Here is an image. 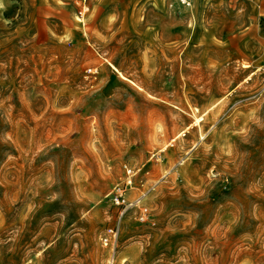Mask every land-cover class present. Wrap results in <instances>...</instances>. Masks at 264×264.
I'll return each mask as SVG.
<instances>
[{
    "label": "rangeland",
    "instance_id": "374dc122",
    "mask_svg": "<svg viewBox=\"0 0 264 264\" xmlns=\"http://www.w3.org/2000/svg\"><path fill=\"white\" fill-rule=\"evenodd\" d=\"M111 262L264 264V0H0V264Z\"/></svg>",
    "mask_w": 264,
    "mask_h": 264
},
{
    "label": "built area",
    "instance_id": "2783aa9c",
    "mask_svg": "<svg viewBox=\"0 0 264 264\" xmlns=\"http://www.w3.org/2000/svg\"><path fill=\"white\" fill-rule=\"evenodd\" d=\"M186 1V0H185ZM127 171V179L126 182L123 185H118L115 187L113 194H112V202L118 206H122L124 208H128L130 206L137 205V203H134L130 201L127 198V190L128 188H131L133 186V170L131 168H128V166H125ZM139 218L146 222L148 221V208L146 206L140 205L139 206ZM113 235L112 236H106L104 238L105 244H109L111 242H116V232L114 229H111ZM112 264V262H111Z\"/></svg>",
    "mask_w": 264,
    "mask_h": 264
},
{
    "label": "bare ground",
    "instance_id": "6f19581e",
    "mask_svg": "<svg viewBox=\"0 0 264 264\" xmlns=\"http://www.w3.org/2000/svg\"><path fill=\"white\" fill-rule=\"evenodd\" d=\"M109 63H110V65H111V66H112L117 72L120 73V71L117 69V67H116L114 64H112L111 62H109ZM120 74H121V73H120ZM121 76L125 78V76H123V74H121ZM199 123H200V118H197L195 124H199Z\"/></svg>",
    "mask_w": 264,
    "mask_h": 264
}]
</instances>
